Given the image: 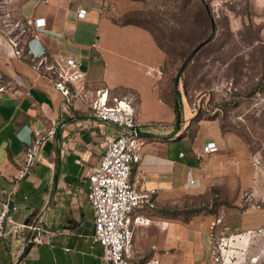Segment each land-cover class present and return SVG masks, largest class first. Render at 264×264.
<instances>
[{
  "label": "crops",
  "instance_id": "obj_1",
  "mask_svg": "<svg viewBox=\"0 0 264 264\" xmlns=\"http://www.w3.org/2000/svg\"><path fill=\"white\" fill-rule=\"evenodd\" d=\"M106 4L107 0H26L25 19H43L44 27L27 28L30 35L25 40L12 41L0 34V74L7 80L0 90V208L3 192L11 193L0 264H102V247L91 238L93 218L85 176L99 162L105 138L118 129L94 118L81 101L60 116L61 95L53 87L49 69L62 57L79 63L84 90L90 94L107 92L109 102L132 98L142 145L130 181L154 193L152 206L135 213L149 222L134 226L130 260L158 257L161 264H201L208 254L206 227L213 220L202 206L209 209L220 200V173L235 176L236 172L227 157L220 156L219 132L191 139L187 124L179 132L174 96L167 98L160 91L156 103L152 100L146 107L135 87L108 73L123 57L111 45L112 29L126 27L106 18ZM79 10L85 11L83 18L78 17ZM11 41L25 44L23 56H14ZM41 50L44 59L32 60L28 51ZM113 55L118 59H111ZM162 105L169 111L168 119L158 112ZM50 128L54 135L38 149L29 174L16 180L26 162L31 132ZM209 141L216 144L217 152L202 151ZM30 227L39 228L46 243L35 244Z\"/></svg>",
  "mask_w": 264,
  "mask_h": 264
},
{
  "label": "rangeland",
  "instance_id": "obj_2",
  "mask_svg": "<svg viewBox=\"0 0 264 264\" xmlns=\"http://www.w3.org/2000/svg\"><path fill=\"white\" fill-rule=\"evenodd\" d=\"M25 2L0 0V34L12 41L29 34ZM103 9L126 27L112 29L123 57L113 55L120 63L108 73L135 87L146 107L160 91L176 94L179 132L186 124L191 139L219 132L220 156L236 172L220 173V200L202 206L219 222L206 227L210 248L200 263L264 264V0H107ZM156 68L159 81L146 74ZM6 83L0 74V90ZM158 112L168 119L165 106Z\"/></svg>",
  "mask_w": 264,
  "mask_h": 264
},
{
  "label": "built area",
  "instance_id": "obj_3",
  "mask_svg": "<svg viewBox=\"0 0 264 264\" xmlns=\"http://www.w3.org/2000/svg\"><path fill=\"white\" fill-rule=\"evenodd\" d=\"M47 3L48 0H39ZM78 17L83 18L84 10H79ZM27 28L44 27L43 19H28ZM15 48L14 56L20 57L22 50L17 43L10 42ZM30 53L32 60L41 62L44 51ZM52 84L61 95L59 103L60 116L68 114L76 101H81L90 110L92 116L101 122L115 126L118 131L113 136H107L104 150L99 162L90 168L85 176L87 184L86 198L92 210L93 232L92 242L102 247L99 259L102 264H161L158 257H151L141 262H132L129 252L132 245L134 226L148 224V219L135 215L136 211L145 205L152 206L154 191L137 188L131 181V170L140 161V136L136 132L132 98H112L109 102L107 92L97 91L90 94L83 87L84 73L79 63L72 57H62L54 60ZM146 74L154 80L162 78L159 68L147 69ZM33 137L28 142L26 162L17 172L15 179L21 180L30 172L34 156L43 142L52 138L54 129L43 132H31ZM202 151L214 153L218 151L216 144L207 142ZM5 200L0 208V239L4 235V225L10 212L11 193L3 192ZM219 221L211 223L213 229ZM35 233L32 240L35 244L46 243L45 236L39 234L40 229L30 227Z\"/></svg>",
  "mask_w": 264,
  "mask_h": 264
},
{
  "label": "trees",
  "instance_id": "obj_4",
  "mask_svg": "<svg viewBox=\"0 0 264 264\" xmlns=\"http://www.w3.org/2000/svg\"><path fill=\"white\" fill-rule=\"evenodd\" d=\"M29 35L30 34H28V36H27V39H28V37H29ZM17 48H20L21 50H22V54H21V56H23V54L25 53V51H26V46H25V44L23 43V44H17ZM20 56V57H21ZM176 94H173V96H174V101H173V104H172V109H173V112H174V114H175V117H176V122H180L179 121V111H180V109H181V106H180V104H179V102L177 101L178 99L176 98V96H175Z\"/></svg>",
  "mask_w": 264,
  "mask_h": 264
},
{
  "label": "water",
  "instance_id": "obj_5",
  "mask_svg": "<svg viewBox=\"0 0 264 264\" xmlns=\"http://www.w3.org/2000/svg\"><path fill=\"white\" fill-rule=\"evenodd\" d=\"M206 41L204 42H201L200 44H198L192 51L191 53L185 58V60L182 62L181 66H180V69L179 71L177 72V75L174 79V85L177 84V81H178V77L179 75L181 74L183 68L185 67V65L187 64V62L192 58V56L198 51V49L205 44Z\"/></svg>",
  "mask_w": 264,
  "mask_h": 264
},
{
  "label": "bare ground",
  "instance_id": "obj_6",
  "mask_svg": "<svg viewBox=\"0 0 264 264\" xmlns=\"http://www.w3.org/2000/svg\"><path fill=\"white\" fill-rule=\"evenodd\" d=\"M131 179V178H130Z\"/></svg>",
  "mask_w": 264,
  "mask_h": 264
}]
</instances>
